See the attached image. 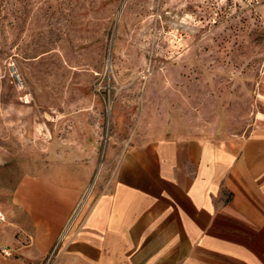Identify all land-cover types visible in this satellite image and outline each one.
Segmentation results:
<instances>
[{"label": "rangeland", "instance_id": "374dc122", "mask_svg": "<svg viewBox=\"0 0 264 264\" xmlns=\"http://www.w3.org/2000/svg\"><path fill=\"white\" fill-rule=\"evenodd\" d=\"M263 70L264 0H0V205L77 176L72 230L132 135L159 132L150 119L218 137L258 124Z\"/></svg>", "mask_w": 264, "mask_h": 264}, {"label": "crops", "instance_id": "0c3cea01", "mask_svg": "<svg viewBox=\"0 0 264 264\" xmlns=\"http://www.w3.org/2000/svg\"><path fill=\"white\" fill-rule=\"evenodd\" d=\"M167 123L132 135L60 243L82 180L51 174L18 207L23 192L12 193L0 205V264H264V116L229 137Z\"/></svg>", "mask_w": 264, "mask_h": 264}, {"label": "built area", "instance_id": "2783aa9c", "mask_svg": "<svg viewBox=\"0 0 264 264\" xmlns=\"http://www.w3.org/2000/svg\"><path fill=\"white\" fill-rule=\"evenodd\" d=\"M77 211V210H76ZM75 211V212H76ZM74 212V213H75ZM74 215V214H73ZM74 217V216H73ZM72 218V217H71ZM69 219L66 223L67 224H65V226H64V228H63V230L61 231V233H60V235H59V237H58V243H60L65 237H67V235H68V232H70V230H71V227H72V225H73V220H74V218H72V219ZM3 219H5V214L4 213H2L1 211H0V221L1 220H3ZM2 252H3V254L5 253V254H8V252H7V250L4 248V249H2Z\"/></svg>", "mask_w": 264, "mask_h": 264}, {"label": "bare ground", "instance_id": "6f19581e", "mask_svg": "<svg viewBox=\"0 0 264 264\" xmlns=\"http://www.w3.org/2000/svg\"><path fill=\"white\" fill-rule=\"evenodd\" d=\"M109 108H110V107H109ZM109 108H108V111L110 110Z\"/></svg>", "mask_w": 264, "mask_h": 264}]
</instances>
